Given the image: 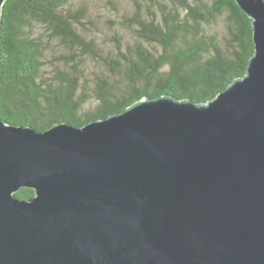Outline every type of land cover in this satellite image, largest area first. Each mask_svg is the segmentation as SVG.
Here are the masks:
<instances>
[{
    "label": "water",
    "instance_id": "1",
    "mask_svg": "<svg viewBox=\"0 0 264 264\" xmlns=\"http://www.w3.org/2000/svg\"><path fill=\"white\" fill-rule=\"evenodd\" d=\"M235 2L254 53L206 103L145 97L44 131L0 118V264H264V0Z\"/></svg>",
    "mask_w": 264,
    "mask_h": 264
},
{
    "label": "trees",
    "instance_id": "2",
    "mask_svg": "<svg viewBox=\"0 0 264 264\" xmlns=\"http://www.w3.org/2000/svg\"><path fill=\"white\" fill-rule=\"evenodd\" d=\"M124 19L138 38L114 35L115 52L80 32L86 10L66 0H7L0 33V118L47 130L59 122L83 126L161 95L206 103L246 74L254 53L252 19L235 0H149ZM225 18L222 27L213 28ZM44 23L68 48L66 68L44 75L42 39L32 27ZM96 43V44H95ZM101 60L93 76L80 63ZM51 61V60H50ZM35 191L23 187L22 199Z\"/></svg>",
    "mask_w": 264,
    "mask_h": 264
},
{
    "label": "rangeland",
    "instance_id": "3",
    "mask_svg": "<svg viewBox=\"0 0 264 264\" xmlns=\"http://www.w3.org/2000/svg\"><path fill=\"white\" fill-rule=\"evenodd\" d=\"M67 6L72 9L84 8L86 16L83 24L79 25L80 32L84 33L88 39L96 40L102 45L107 53L110 49L115 52L114 35L115 30L123 36L124 41L133 42L138 38L135 30H132L124 19L134 16L138 8L143 9L144 15L148 16L149 0H66ZM225 18H220L213 28L220 29ZM33 34L43 43V56L46 60L44 75L53 76V66L59 65L66 68L64 58L70 57L68 48L63 45L56 37H51V29L44 23L36 22L32 27ZM114 37V38H113ZM95 43V44H96ZM85 56L81 65L93 74V69L100 68L103 64L92 55L80 54ZM51 60V61H50ZM101 65V66H100ZM93 76V75H92Z\"/></svg>",
    "mask_w": 264,
    "mask_h": 264
}]
</instances>
